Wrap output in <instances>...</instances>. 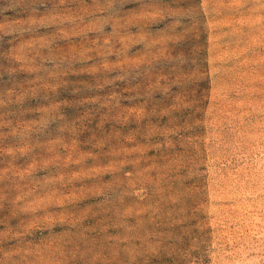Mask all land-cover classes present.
I'll use <instances>...</instances> for the list:
<instances>
[{
  "label": "rangeland",
  "instance_id": "374dc122",
  "mask_svg": "<svg viewBox=\"0 0 264 264\" xmlns=\"http://www.w3.org/2000/svg\"><path fill=\"white\" fill-rule=\"evenodd\" d=\"M0 264H264V0H0Z\"/></svg>",
  "mask_w": 264,
  "mask_h": 264
}]
</instances>
